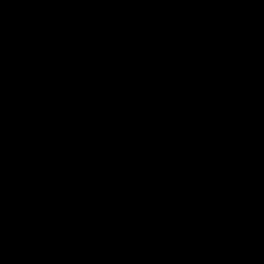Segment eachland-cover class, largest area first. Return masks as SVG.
Returning <instances> with one entry per match:
<instances>
[{
	"label": "water",
	"instance_id": "1",
	"mask_svg": "<svg viewBox=\"0 0 264 264\" xmlns=\"http://www.w3.org/2000/svg\"><path fill=\"white\" fill-rule=\"evenodd\" d=\"M0 264H264V0H0Z\"/></svg>",
	"mask_w": 264,
	"mask_h": 264
}]
</instances>
